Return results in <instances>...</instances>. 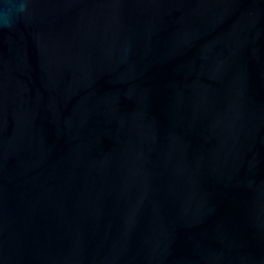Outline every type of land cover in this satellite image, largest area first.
<instances>
[{"label":"water","instance_id":"water-1","mask_svg":"<svg viewBox=\"0 0 264 264\" xmlns=\"http://www.w3.org/2000/svg\"><path fill=\"white\" fill-rule=\"evenodd\" d=\"M0 264H264V0L0 29Z\"/></svg>","mask_w":264,"mask_h":264},{"label":"clouds","instance_id":"clouds-1","mask_svg":"<svg viewBox=\"0 0 264 264\" xmlns=\"http://www.w3.org/2000/svg\"><path fill=\"white\" fill-rule=\"evenodd\" d=\"M30 0H0V29H11L29 13Z\"/></svg>","mask_w":264,"mask_h":264}]
</instances>
